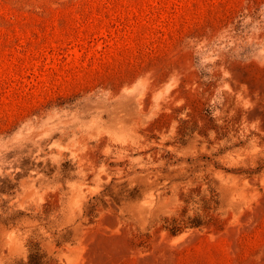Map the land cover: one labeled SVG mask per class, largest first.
<instances>
[{"label": "rangeland", "instance_id": "obj_1", "mask_svg": "<svg viewBox=\"0 0 264 264\" xmlns=\"http://www.w3.org/2000/svg\"><path fill=\"white\" fill-rule=\"evenodd\" d=\"M0 264H264V0H0Z\"/></svg>", "mask_w": 264, "mask_h": 264}]
</instances>
